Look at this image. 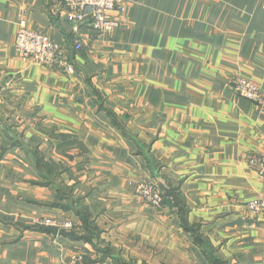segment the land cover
Returning <instances> with one entry per match:
<instances>
[{
  "label": "crops",
  "instance_id": "obj_1",
  "mask_svg": "<svg viewBox=\"0 0 264 264\" xmlns=\"http://www.w3.org/2000/svg\"><path fill=\"white\" fill-rule=\"evenodd\" d=\"M114 16L112 33L76 34L63 0H0V264H264V105L234 89L264 93V0H130ZM22 18L59 65L18 54ZM145 180L162 209L132 189ZM55 218L75 228L35 223Z\"/></svg>",
  "mask_w": 264,
  "mask_h": 264
},
{
  "label": "built area",
  "instance_id": "obj_2",
  "mask_svg": "<svg viewBox=\"0 0 264 264\" xmlns=\"http://www.w3.org/2000/svg\"><path fill=\"white\" fill-rule=\"evenodd\" d=\"M130 0H63L66 8L67 21L74 33L78 34L82 25H89L101 34L112 33L120 27V21L114 16L125 15L128 11ZM82 43L79 41L76 49L80 50ZM15 49L18 54L33 62L54 67L60 64L61 46L52 41L46 34L29 29L27 21L22 18L18 22V30L15 39ZM236 94L248 101L264 105V93L254 82L239 78L234 85ZM251 164L259 169L264 179V155L251 157ZM135 194L151 206L160 209L163 206V196L160 188L152 183L141 181L131 184ZM252 211L261 215L264 219V200L254 201L250 204ZM35 223L57 231L73 230V221L61 218L40 219ZM83 256H74L69 262L62 264H79Z\"/></svg>",
  "mask_w": 264,
  "mask_h": 264
},
{
  "label": "trees",
  "instance_id": "obj_3",
  "mask_svg": "<svg viewBox=\"0 0 264 264\" xmlns=\"http://www.w3.org/2000/svg\"><path fill=\"white\" fill-rule=\"evenodd\" d=\"M161 188V187H160ZM162 190V194H163V197H164V204L166 203V193L163 192V189ZM81 218H82V222H83V228L84 229H87V230H91L92 229V223H89V217H88V214L87 213H83V217H82V214L81 213H77Z\"/></svg>",
  "mask_w": 264,
  "mask_h": 264
},
{
  "label": "rangeland",
  "instance_id": "obj_4",
  "mask_svg": "<svg viewBox=\"0 0 264 264\" xmlns=\"http://www.w3.org/2000/svg\"><path fill=\"white\" fill-rule=\"evenodd\" d=\"M147 182L152 183V184H154L155 186H157L158 188H160V186L158 185V183H155V182L150 181V180H145V183H147ZM160 190H161V188H160ZM161 193H162V190H161ZM137 196H138V195H137ZM162 196H163V194H162ZM138 197H139V196H138ZM139 198H140V197H139ZM163 199H164V197H163ZM144 203H146L147 205H150L149 203H147V202H145V201H144ZM150 206H151V205H150ZM163 206H164V201H163ZM163 206H162L160 209H162ZM151 207H153V206H151ZM153 208H155V207H153ZM155 209H157V208H155Z\"/></svg>",
  "mask_w": 264,
  "mask_h": 264
}]
</instances>
